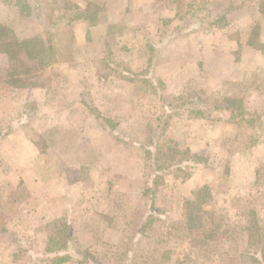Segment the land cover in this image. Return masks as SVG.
Here are the masks:
<instances>
[{
    "label": "rangeland",
    "instance_id": "rangeland-1",
    "mask_svg": "<svg viewBox=\"0 0 264 264\" xmlns=\"http://www.w3.org/2000/svg\"><path fill=\"white\" fill-rule=\"evenodd\" d=\"M0 23L50 49L0 83V264H264V0H0Z\"/></svg>",
    "mask_w": 264,
    "mask_h": 264
},
{
    "label": "trees",
    "instance_id": "trees-1",
    "mask_svg": "<svg viewBox=\"0 0 264 264\" xmlns=\"http://www.w3.org/2000/svg\"><path fill=\"white\" fill-rule=\"evenodd\" d=\"M84 13H86L85 19L88 20L90 27L101 24L99 22L100 8L96 4L89 3L84 8ZM248 44L262 49L259 42L256 41V38L252 37L248 41ZM49 50L41 37L19 40L10 27L0 23V54L6 55L8 61L7 66L0 67V83L10 85L14 88H33V76L38 72V68L36 65L30 64L27 58L32 57L40 62H44V59L49 58ZM231 102L236 105L235 101ZM237 107L238 109L242 108L240 103ZM189 157L192 161L201 160L200 163L204 161V158L200 155L189 153ZM195 200L198 201V194ZM188 204L191 209L196 207L193 201ZM191 214L189 213V216Z\"/></svg>",
    "mask_w": 264,
    "mask_h": 264
},
{
    "label": "crops",
    "instance_id": "crops-1",
    "mask_svg": "<svg viewBox=\"0 0 264 264\" xmlns=\"http://www.w3.org/2000/svg\"><path fill=\"white\" fill-rule=\"evenodd\" d=\"M250 25V24H249ZM33 153H34V151H33Z\"/></svg>",
    "mask_w": 264,
    "mask_h": 264
}]
</instances>
